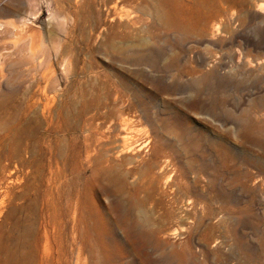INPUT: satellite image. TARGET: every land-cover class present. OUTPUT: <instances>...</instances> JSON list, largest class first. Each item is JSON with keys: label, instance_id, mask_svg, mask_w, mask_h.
<instances>
[{"label": "rangeland", "instance_id": "374dc122", "mask_svg": "<svg viewBox=\"0 0 264 264\" xmlns=\"http://www.w3.org/2000/svg\"><path fill=\"white\" fill-rule=\"evenodd\" d=\"M180 1L0 0V61L21 48L31 59L34 30L43 63L29 64V90L45 72L51 92L73 94L77 108L104 109L114 96L132 119L124 142L148 141L123 151L119 169L87 187L95 194L138 189L132 215L160 245L130 238L126 219L114 234L110 222L92 220L91 252H112L122 264L170 251L193 252L197 264H264V0ZM84 64L91 70L72 76ZM10 71L6 65L4 84L16 81ZM19 96H11L12 116L20 113ZM10 181L9 195L0 188V264L13 262L7 211L28 203L13 201L26 191L25 172L0 155V183ZM111 198H98L108 215Z\"/></svg>", "mask_w": 264, "mask_h": 264}, {"label": "bare ground", "instance_id": "6f19581e", "mask_svg": "<svg viewBox=\"0 0 264 264\" xmlns=\"http://www.w3.org/2000/svg\"><path fill=\"white\" fill-rule=\"evenodd\" d=\"M171 3L174 7L183 5L180 0H161V5L165 7ZM115 6L111 5L112 8ZM25 29V25L15 27L18 39L24 38ZM30 36L31 59L21 55V48L15 59L4 55L0 61V130L4 132L0 136V155L15 168L24 171L27 178L26 191L13 197V201L25 198L28 203L12 205L6 215L13 219L9 232L13 246L11 264H88L89 261L94 264H122L112 252H91L87 244L94 231L92 220L95 223L110 222L112 227L110 225L108 229L114 234L115 227L125 223L126 219L129 222L125 224V229L130 238L152 248L154 240L159 246L153 231L132 215L139 200L138 189L124 193L121 189L101 188L95 194L87 187L88 183L98 181L99 176H109L119 169L115 158L123 151H140L148 146V141L138 143L135 148L129 147L126 140L124 142L123 133L128 131L132 121L124 115V101L117 105L113 96L112 105L107 103L104 109L89 102L77 108L73 94H66L68 91L61 94L51 92L53 85L45 72L35 88L29 90L26 78L29 64L38 69L43 63L34 48L36 32L33 30ZM6 65L16 78L14 83L11 81L12 84H4L8 79L5 76ZM69 70L72 71L71 68ZM89 70L91 66L84 64L79 70H74L72 76L78 72L83 73L80 74L82 76ZM80 82L75 79L74 86ZM13 92L22 95L19 96L22 101L17 103L20 113L16 117L8 110ZM58 99L61 102L57 105ZM258 171L262 173V169ZM260 182L262 188L263 181ZM11 183H0L6 195L11 192ZM98 196L100 199L112 197L108 205L112 213L108 215L101 209ZM76 234L81 245L75 251ZM82 249L90 252H82ZM93 253L95 256H92ZM158 253L159 256L153 258L151 252H142L129 264H197L193 252ZM18 255L20 259L15 262L14 258Z\"/></svg>", "mask_w": 264, "mask_h": 264}]
</instances>
